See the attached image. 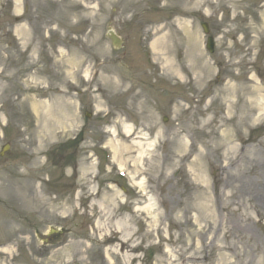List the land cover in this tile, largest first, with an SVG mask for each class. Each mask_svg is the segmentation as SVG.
I'll return each mask as SVG.
<instances>
[{"label": "rangeland", "instance_id": "rangeland-1", "mask_svg": "<svg viewBox=\"0 0 264 264\" xmlns=\"http://www.w3.org/2000/svg\"><path fill=\"white\" fill-rule=\"evenodd\" d=\"M6 143L0 264H264V0H0Z\"/></svg>", "mask_w": 264, "mask_h": 264}, {"label": "bare ground", "instance_id": "bare-ground-1", "mask_svg": "<svg viewBox=\"0 0 264 264\" xmlns=\"http://www.w3.org/2000/svg\"><path fill=\"white\" fill-rule=\"evenodd\" d=\"M255 90L253 91V92H255V91H258V88H254ZM124 130L126 131V133L128 134V133H130V127L129 126H125L124 127ZM137 145H140V143L139 142H137ZM145 151V149H142V150H140L139 152H138V154L139 155H141L143 152ZM138 184H140V183H138ZM122 245V247H124V244H121ZM2 249H4V247L2 248ZM200 255V249L199 248H197V249H193V251H192V253H190L188 256H187V260L189 261H195V260H197V258H198V256ZM186 260V261H187Z\"/></svg>", "mask_w": 264, "mask_h": 264}, {"label": "flooded vegetation", "instance_id": "flooded-vegetation-1", "mask_svg": "<svg viewBox=\"0 0 264 264\" xmlns=\"http://www.w3.org/2000/svg\"><path fill=\"white\" fill-rule=\"evenodd\" d=\"M81 143V141H79V143H78V145ZM75 143L73 142V144H72V146H70V153H71V155L73 156V155H75V145H74ZM69 159V158H68ZM71 161H72V158H71ZM70 163V162H69ZM70 164H72V163H70Z\"/></svg>", "mask_w": 264, "mask_h": 264}]
</instances>
